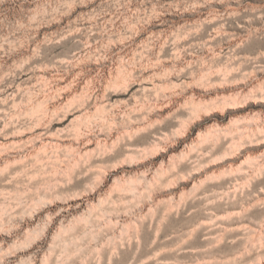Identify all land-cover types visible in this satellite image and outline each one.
<instances>
[{
    "label": "rangeland",
    "instance_id": "1",
    "mask_svg": "<svg viewBox=\"0 0 264 264\" xmlns=\"http://www.w3.org/2000/svg\"><path fill=\"white\" fill-rule=\"evenodd\" d=\"M41 197L91 213L44 264H264V0H0V224Z\"/></svg>",
    "mask_w": 264,
    "mask_h": 264
},
{
    "label": "bare ground",
    "instance_id": "2",
    "mask_svg": "<svg viewBox=\"0 0 264 264\" xmlns=\"http://www.w3.org/2000/svg\"><path fill=\"white\" fill-rule=\"evenodd\" d=\"M40 202H42L41 206L31 209L25 215L14 218L6 224H0V264H44L46 256L38 261L40 260L38 259L40 256L38 250L42 246H47V251H45L46 253L50 252V255L55 240L61 245L64 253L72 240L77 239V236L69 233L74 231L78 216L85 221L86 225L90 224L91 213L89 207L83 203H78L76 206L72 205L73 203L52 205L50 201H43L42 197ZM57 202L59 203V201ZM60 232L64 234L68 232L69 237H62ZM9 249H13L14 252H10ZM76 249L77 247H75Z\"/></svg>",
    "mask_w": 264,
    "mask_h": 264
}]
</instances>
